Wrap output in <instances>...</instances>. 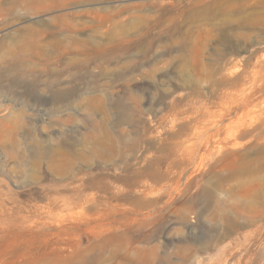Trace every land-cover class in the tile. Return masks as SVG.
<instances>
[{
    "label": "rangeland",
    "instance_id": "rangeland-1",
    "mask_svg": "<svg viewBox=\"0 0 264 264\" xmlns=\"http://www.w3.org/2000/svg\"><path fill=\"white\" fill-rule=\"evenodd\" d=\"M263 183L264 0H0V264H264Z\"/></svg>",
    "mask_w": 264,
    "mask_h": 264
},
{
    "label": "bare ground",
    "instance_id": "bare-ground-1",
    "mask_svg": "<svg viewBox=\"0 0 264 264\" xmlns=\"http://www.w3.org/2000/svg\"><path fill=\"white\" fill-rule=\"evenodd\" d=\"M251 23H252L253 25L256 24V18L251 19ZM261 183H262V182H261ZM263 184H264V183H263ZM255 186H256V185H255ZM251 187H252V186H251ZM249 188H250V187H249ZM256 188H257V187H256ZM263 188H264V187H263ZM258 189H259V188H258ZM258 189H255V191L258 190ZM260 189H261V184H260ZM253 190H254V189H253ZM261 190H262V189H261ZM261 190H260V191H261ZM251 191H252V190H251ZM251 191H250V192H251ZM258 191H259V190H258ZM259 193H261V192H259ZM263 193H264V192H263ZM250 194H251V193H250ZM252 195H253V194H252ZM260 195H262V194H260ZM255 197H256V194H255ZM262 198H264V197H262ZM253 199H254V198H253ZM256 199H257V198H256ZM256 199H255V200H256ZM262 200H263V199H262ZM259 201H261V200H259ZM263 204H264V203H263Z\"/></svg>",
    "mask_w": 264,
    "mask_h": 264
}]
</instances>
